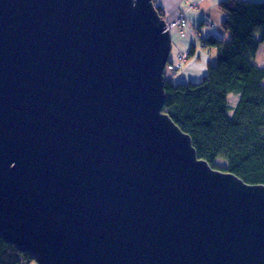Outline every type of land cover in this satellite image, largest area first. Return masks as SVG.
I'll use <instances>...</instances> for the list:
<instances>
[{
	"label": "water",
	"instance_id": "obj_1",
	"mask_svg": "<svg viewBox=\"0 0 264 264\" xmlns=\"http://www.w3.org/2000/svg\"><path fill=\"white\" fill-rule=\"evenodd\" d=\"M153 0H0V237L37 264H264V184L163 110Z\"/></svg>",
	"mask_w": 264,
	"mask_h": 264
},
{
	"label": "trees",
	"instance_id": "obj_2",
	"mask_svg": "<svg viewBox=\"0 0 264 264\" xmlns=\"http://www.w3.org/2000/svg\"><path fill=\"white\" fill-rule=\"evenodd\" d=\"M158 14L164 9L153 0ZM223 35L201 39L215 47L213 60L199 82L174 83L165 78L163 110L191 137L197 156L247 183L264 184V66L255 63L264 42V0H221L217 4ZM193 47L188 55L193 54ZM239 94L229 113L227 96ZM222 158L224 164H216ZM34 261L0 237V264Z\"/></svg>",
	"mask_w": 264,
	"mask_h": 264
},
{
	"label": "rangeland",
	"instance_id": "obj_3",
	"mask_svg": "<svg viewBox=\"0 0 264 264\" xmlns=\"http://www.w3.org/2000/svg\"><path fill=\"white\" fill-rule=\"evenodd\" d=\"M195 5L197 2L194 3ZM181 16V15H180ZM179 16V17H180ZM178 17V18H179ZM177 18V19H178ZM176 19V20H177ZM199 27V26H198ZM184 27L180 28L183 30ZM201 30V33L199 32ZM184 33L181 34L176 30H171V50L168 61L178 63L177 55L179 53H185L186 61L182 62L181 67L175 71H166L164 67L165 78L171 79L174 83L182 82H199L201 78L207 72V63L209 60H213L216 54L215 47H205L201 44L200 40L204 39L211 32L206 28H186ZM218 35V34H215ZM260 46L257 65H262L264 61V42ZM193 47V54L188 55L189 49ZM166 62V63H167ZM239 99V94L236 92L228 93L227 100L229 106V113L231 114ZM216 164L223 165V159L218 158ZM28 264H37L35 261H30Z\"/></svg>",
	"mask_w": 264,
	"mask_h": 264
},
{
	"label": "crops",
	"instance_id": "obj_4",
	"mask_svg": "<svg viewBox=\"0 0 264 264\" xmlns=\"http://www.w3.org/2000/svg\"><path fill=\"white\" fill-rule=\"evenodd\" d=\"M159 4L164 9V19L167 23L175 21L180 15H184L188 20V25L186 28H202L206 27L211 33L218 34V36L223 35L219 28V23L222 18L221 12L217 9V4L221 0H157ZM197 2L195 5L194 3ZM199 26V27H198ZM184 27V29H185ZM180 30L177 26H172L169 28L170 38L171 30H176L183 34L185 31ZM201 33V30H199ZM209 34V35H210ZM201 42V40H200ZM172 43V42H171ZM263 45L260 43L258 51L255 56V63L257 62L258 53L260 46ZM194 49V48H193ZM257 65V63H256ZM260 67L264 66V61ZM264 85V79L262 81Z\"/></svg>",
	"mask_w": 264,
	"mask_h": 264
},
{
	"label": "built area",
	"instance_id": "obj_5",
	"mask_svg": "<svg viewBox=\"0 0 264 264\" xmlns=\"http://www.w3.org/2000/svg\"><path fill=\"white\" fill-rule=\"evenodd\" d=\"M188 25V20L184 15H181L177 20L172 21L171 23H167V28L169 29L172 26H177L179 28L185 27ZM186 55L185 53H179L177 55V59L179 60L178 63H174L172 61H169L165 64V70L166 71H175L178 68L181 67L182 62L186 61Z\"/></svg>",
	"mask_w": 264,
	"mask_h": 264
}]
</instances>
